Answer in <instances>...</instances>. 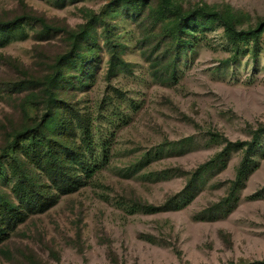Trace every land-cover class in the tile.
I'll use <instances>...</instances> for the list:
<instances>
[{"label":"rangeland","instance_id":"rangeland-1","mask_svg":"<svg viewBox=\"0 0 264 264\" xmlns=\"http://www.w3.org/2000/svg\"><path fill=\"white\" fill-rule=\"evenodd\" d=\"M119 1L0 0V17L33 12L61 30L78 31L90 17L86 12L99 15L120 43L127 63L123 71L107 76L104 28L96 22L95 62L80 75L73 74L77 72L74 65L65 66L70 81L58 96L75 105V112L69 115L73 121L77 115L87 118V142L92 150L87 157L97 160L100 169L90 179L87 172L93 168L79 170L86 180L81 188L57 194L55 204L44 213H29L0 242V264H29V260L40 264L264 260V141L227 214L204 210L226 194L239 152L231 153L224 165L218 162L203 173L188 202L178 204L176 200L170 208L153 213L142 208L143 204L162 206L184 188L190 172L221 149V143L209 140L208 130L231 141L247 140L252 126L264 121V32L255 57L250 43L227 63L224 61L233 51L223 29L200 27L194 31L192 45L176 62L175 79L164 83L160 81L168 77L164 68L176 54L160 56L164 51V39L159 36L162 23L154 21L151 12L159 0H148V7L136 15ZM173 3L183 10L201 3L229 6L248 17L241 28L264 18V0ZM21 29L24 38H20L21 30L0 37V151L14 131L44 108L40 87L23 83L15 66L21 65L28 76L39 79L71 47L61 30L44 33L33 22L31 27L23 23ZM75 140H81L78 128ZM2 181L0 177V189L16 202L13 181Z\"/></svg>","mask_w":264,"mask_h":264},{"label":"trees","instance_id":"trees-1","mask_svg":"<svg viewBox=\"0 0 264 264\" xmlns=\"http://www.w3.org/2000/svg\"><path fill=\"white\" fill-rule=\"evenodd\" d=\"M119 2L120 6L128 7L132 15L139 14L148 7V0H121ZM151 12L153 20L162 23L159 36L165 42L163 41L164 51L160 56L162 57L163 54L166 56L172 52L176 54L164 68V71L168 73V77L160 79L164 83L175 79L176 62L192 45L194 31L200 27L217 25L223 29V34L231 43L233 51V55L224 61L227 63L245 50L244 46H249L250 43L253 57H255L261 34L264 32V18L259 19L255 25L241 28L240 25L248 17L226 5L216 8L201 3L192 9L183 10L173 3V0H159L158 6L154 10L151 9ZM86 14L90 17L78 31L72 28L61 30L60 27L52 26L44 18L28 11H23L12 18L0 17V37L2 38L13 34L15 30H21L20 38H24L26 33L21 29L23 23L31 27L33 22L39 24L42 27L41 32L44 33L61 30L71 45L70 50L63 54L58 62L52 65L50 71L39 79H32L28 76L21 65L15 66L16 71L22 76L23 83L28 82L27 84L31 86L40 87L38 94H41L40 100L44 108L35 119L28 121L30 124L24 123L26 125L14 131L6 147L0 151V159H6V166L9 170V177L6 178L3 168L5 162L0 160V177L5 182L13 181L11 191L16 199V202H13L10 195L0 189V242L23 223L29 213L41 214L47 211L55 204L57 194H66L81 188L86 180L79 170L93 168L87 172V179H90L91 175L100 169L99 164H96L97 160L89 161L87 157L88 153L92 152L87 142V118L77 115L76 121H73L69 115L75 112V105L67 103L58 96L59 91L64 88L67 81H70L68 77L71 74L68 75L64 67L74 65L77 67V72L73 74L80 75L83 68L90 67L95 62L96 51L93 46L96 44L94 28L96 22L101 23L104 28L101 36L109 55L107 76L111 77L123 71L127 63L122 59L121 45L113 39L111 28L107 27V21L99 15L90 12ZM80 78L81 76L76 79L80 80ZM76 128L81 131L79 142L75 140ZM250 132L247 140L231 141L218 132L208 130L209 140L213 143H221V149L189 173L187 182L179 193L170 197L162 206L143 204L141 205L143 210L153 213L160 208H170L176 200L178 204L184 203V200L188 202L203 173L215 168L217 164H220L218 162L224 165L231 153L239 152L240 159L235 176L228 181L226 194L204 210V212L213 211L219 215L227 214L236 203L241 186L256 164L253 157L264 141V121L252 126ZM29 264L40 263L29 260ZM226 264H264V260H239Z\"/></svg>","mask_w":264,"mask_h":264}]
</instances>
